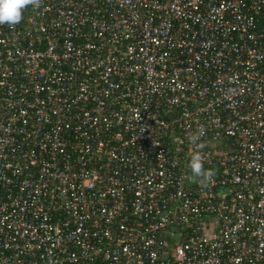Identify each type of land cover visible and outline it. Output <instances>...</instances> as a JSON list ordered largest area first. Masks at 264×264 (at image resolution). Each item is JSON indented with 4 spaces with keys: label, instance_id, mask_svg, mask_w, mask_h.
Instances as JSON below:
<instances>
[{
    "label": "built area",
    "instance_id": "obj_1",
    "mask_svg": "<svg viewBox=\"0 0 264 264\" xmlns=\"http://www.w3.org/2000/svg\"><path fill=\"white\" fill-rule=\"evenodd\" d=\"M263 15L38 0L0 25V264H264Z\"/></svg>",
    "mask_w": 264,
    "mask_h": 264
},
{
    "label": "clouds",
    "instance_id": "obj_2",
    "mask_svg": "<svg viewBox=\"0 0 264 264\" xmlns=\"http://www.w3.org/2000/svg\"><path fill=\"white\" fill-rule=\"evenodd\" d=\"M36 4H38V0H0V25L18 24L22 19L23 11L28 6ZM188 139L190 144L199 147L201 133L199 131L194 132ZM188 166L194 177H200L204 173L199 154L193 155ZM207 175L211 177L213 173L208 171Z\"/></svg>",
    "mask_w": 264,
    "mask_h": 264
},
{
    "label": "crops",
    "instance_id": "obj_3",
    "mask_svg": "<svg viewBox=\"0 0 264 264\" xmlns=\"http://www.w3.org/2000/svg\"><path fill=\"white\" fill-rule=\"evenodd\" d=\"M262 20L264 21V15H263V17H262Z\"/></svg>",
    "mask_w": 264,
    "mask_h": 264
}]
</instances>
